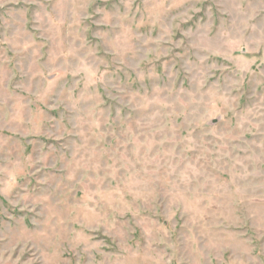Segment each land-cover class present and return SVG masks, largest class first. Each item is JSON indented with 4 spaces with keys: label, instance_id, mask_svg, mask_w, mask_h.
Wrapping results in <instances>:
<instances>
[{
    "label": "rangeland",
    "instance_id": "374dc122",
    "mask_svg": "<svg viewBox=\"0 0 264 264\" xmlns=\"http://www.w3.org/2000/svg\"><path fill=\"white\" fill-rule=\"evenodd\" d=\"M0 264H264V0H0Z\"/></svg>",
    "mask_w": 264,
    "mask_h": 264
}]
</instances>
